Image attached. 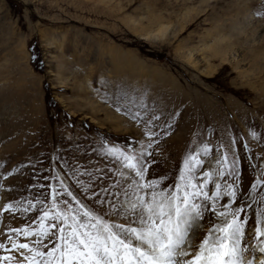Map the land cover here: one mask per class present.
I'll use <instances>...</instances> for the list:
<instances>
[{"label": "rangeland", "instance_id": "374dc122", "mask_svg": "<svg viewBox=\"0 0 264 264\" xmlns=\"http://www.w3.org/2000/svg\"><path fill=\"white\" fill-rule=\"evenodd\" d=\"M120 153L147 169L145 181L159 180L157 190L169 192L196 162L186 165V158L196 157L193 183L212 173L210 195L218 183L222 193L237 184L229 175L236 161V200L225 209L229 197L222 195L216 212L244 207L239 264H261L264 0H0V264H37L38 252L61 264L52 241L59 242L63 225L45 211L63 215L71 205L69 225L72 215L89 211L135 226L110 207L125 200L124 182L134 178ZM54 174L73 196L59 190ZM50 186L58 189L57 208ZM224 219L206 211L178 264H202L199 245ZM259 227L264 233V223ZM13 229H51L55 237L38 244Z\"/></svg>", "mask_w": 264, "mask_h": 264}, {"label": "snow or ice", "instance_id": "6c2138e0", "mask_svg": "<svg viewBox=\"0 0 264 264\" xmlns=\"http://www.w3.org/2000/svg\"><path fill=\"white\" fill-rule=\"evenodd\" d=\"M145 134L155 135L150 131ZM205 151H207L206 148ZM120 155L127 162L124 167L133 170L134 178L124 182L127 184V190L123 192L125 200L110 207L113 215L129 218L135 226L114 223L89 211H85L80 219L72 215L69 225L71 205L66 211L62 210L63 215L57 213L54 216H49V212L45 211L44 218L60 221L63 225L60 228L59 242L57 243L54 239L52 241L55 244L53 251L61 252V264H178V257L189 255L188 252L181 251V249L185 245L194 223L202 220L203 214L209 210L225 219L223 226L217 224L209 230V234L199 245L200 251L196 253L195 259L200 260L201 254H205L202 264H239L241 238L248 221L247 216H244L242 221L240 219V213L244 211V207L236 209L235 213L216 212V202L222 195L226 194L229 197V203L224 205L225 209L231 208L232 203L236 200V188L239 183V172L234 167L236 161H232L233 171L229 175L235 177L237 184H229L227 192L222 193V185L218 183L216 191L210 195L206 189L209 184L207 178H210L212 173H204L206 178L204 183H193V169L201 163L196 157L186 158V165L189 160L196 162L188 166L186 171L185 169L181 170L175 190L169 192L167 189L157 190L160 184L159 180L145 181L144 174L147 169L138 163H133L135 157L126 156L124 153H120ZM227 160L228 157L225 154L217 163L222 164ZM219 175L221 177L225 175L223 169ZM52 179L60 180L59 190H62L67 196H73L58 174H54ZM260 186V181H257L252 185V189ZM50 187L53 196L52 206L57 208L59 205L56 203L55 197L58 194V189L55 186ZM81 187L84 186L81 185ZM114 195H119V193H114ZM209 202H211L210 208ZM41 203L43 202L38 199L37 204ZM65 203L67 202L65 201ZM33 207L35 206L33 205ZM5 211H15V209L12 205H5ZM229 215L234 218L227 220ZM262 216H264V210L258 211L256 218V238L258 240L264 235L259 227L261 223H264L261 219ZM11 231L17 233L23 231L25 236L35 235L38 244L43 236L55 237V233L51 232V229L48 232L36 233L29 232L27 229ZM13 247L16 245L14 244ZM19 248L27 249L29 245L20 244ZM53 251L48 252L47 256H53ZM259 251L264 254V247H261ZM213 253H215L214 257ZM37 264H50V262L47 261L44 253L38 252ZM185 264H193V261H185ZM261 264H264V261Z\"/></svg>", "mask_w": 264, "mask_h": 264}, {"label": "bare ground", "instance_id": "6f19581e", "mask_svg": "<svg viewBox=\"0 0 264 264\" xmlns=\"http://www.w3.org/2000/svg\"><path fill=\"white\" fill-rule=\"evenodd\" d=\"M168 24H166V25H161L160 27H159V29L157 30V33H156V35H158V37L159 36H162L163 34H164V32L167 30V28H168ZM59 45H60V43H59ZM259 257V259H257L258 261L257 262H259V263H261L262 261H264V258L263 259H260V258H262L263 256H258ZM200 262V261H199ZM202 262V261H201ZM200 264V263H199Z\"/></svg>", "mask_w": 264, "mask_h": 264}]
</instances>
